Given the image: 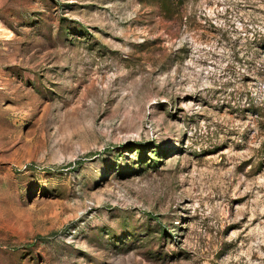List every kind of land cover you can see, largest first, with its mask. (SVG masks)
Here are the masks:
<instances>
[{
	"label": "rangeland",
	"instance_id": "rangeland-1",
	"mask_svg": "<svg viewBox=\"0 0 264 264\" xmlns=\"http://www.w3.org/2000/svg\"><path fill=\"white\" fill-rule=\"evenodd\" d=\"M0 264H264V0H0Z\"/></svg>",
	"mask_w": 264,
	"mask_h": 264
}]
</instances>
